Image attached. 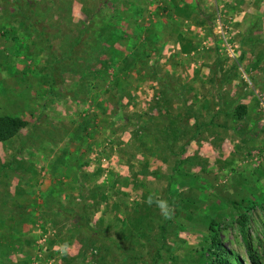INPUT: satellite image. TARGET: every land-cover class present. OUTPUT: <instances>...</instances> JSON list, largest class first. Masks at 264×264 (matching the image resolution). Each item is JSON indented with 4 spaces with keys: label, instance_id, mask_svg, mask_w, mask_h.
<instances>
[{
    "label": "rangeland",
    "instance_id": "374dc122",
    "mask_svg": "<svg viewBox=\"0 0 264 264\" xmlns=\"http://www.w3.org/2000/svg\"><path fill=\"white\" fill-rule=\"evenodd\" d=\"M89 20L138 65L121 88L71 54ZM3 117L28 126L0 143V264H211V221L264 264V0H0Z\"/></svg>",
    "mask_w": 264,
    "mask_h": 264
},
{
    "label": "trees",
    "instance_id": "16d2710c",
    "mask_svg": "<svg viewBox=\"0 0 264 264\" xmlns=\"http://www.w3.org/2000/svg\"><path fill=\"white\" fill-rule=\"evenodd\" d=\"M95 23L89 20L86 23H82V27L80 28V35L78 38L73 41L72 44V52L71 54H75L77 52V47L81 46V51L85 52V54H90V62L91 59H97V64L100 66H96L94 69V77L90 81V86L98 89L101 86L110 85L112 88L115 86L121 88V80L117 77L128 73L129 71L138 68V65L135 61L131 62V58L125 57L122 60L117 58L110 59L109 52L107 48L103 45L102 36L96 35V31H94ZM32 29L34 27L32 26ZM82 29V30H81ZM36 31V29H34ZM98 34V33H97ZM85 38V39H84ZM106 39V37H105ZM104 39V40H105ZM107 40V39H106ZM95 54H98V57H95ZM106 59L102 60L103 57ZM108 76V77H107ZM85 80V79H84ZM246 106L241 105L235 110V116L241 119L246 112ZM126 119L122 118L121 121H125ZM128 124V122H126ZM28 123L20 117H3L0 118V143L5 144L12 140H14L24 129H26ZM235 207L239 208L240 205L237 203ZM173 209H169L168 214H172ZM154 214V211L151 209H147L145 215L140 216L139 219L135 221V229L139 230V225L144 221L151 222V218ZM243 221L246 220L245 216L241 217ZM81 230L86 233L92 235L102 236V233L98 230L94 229L89 225H79ZM218 224L215 221H211L209 225V232L211 233L209 238V248L207 251L206 260H210L211 264H231V259L228 251L223 246L220 240V234L218 230ZM152 230V229H151ZM145 234V233H144ZM243 236L247 243V237L243 230ZM247 253L250 264H262L259 256H256L252 250L250 249L247 243Z\"/></svg>",
    "mask_w": 264,
    "mask_h": 264
}]
</instances>
